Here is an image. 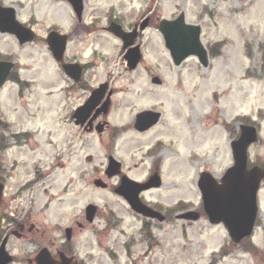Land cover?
<instances>
[{"label": "rangeland", "instance_id": "374dc122", "mask_svg": "<svg viewBox=\"0 0 264 264\" xmlns=\"http://www.w3.org/2000/svg\"><path fill=\"white\" fill-rule=\"evenodd\" d=\"M0 4L15 6L18 19L39 36L34 43L20 45L13 36L0 34V59L15 61L22 80L9 81L0 90V122L8 124L2 127L9 137V149L2 156L9 174V213L19 215L24 207L29 223L47 230L46 235L33 234L27 226V235L21 236L9 224L10 233H19L8 244L16 258L13 264H31L40 248L55 238L66 239L64 227L89 204L99 207V216L72 241L83 264H264V183L255 232L240 244L204 213L198 221L175 219L180 211L203 209L201 174L209 172L221 180L234 163L231 143L239 137L241 124L254 122L259 127V141L249 153L252 162L264 163V0H85L84 22L99 28L74 38L68 55L86 61L84 55L92 53L87 78L97 83L113 79L116 93L108 121L117 128L116 139L73 125L72 113L86 95L68 91L72 81L46 43L51 28L69 32L76 25L70 3ZM180 13L188 23L202 27L210 54L207 68L194 56L180 66L173 63L158 23ZM146 16L152 23L139 40L144 59L136 70H129L121 41L104 28L114 18L130 29ZM154 75L162 84L152 82ZM144 110L160 111L162 117L154 128L140 133L134 123ZM186 129L192 136L207 138L187 146L182 135ZM24 133L31 135L19 144L14 137ZM110 155L141 182L158 167L163 185L141 198L169 216L166 222L137 214L114 192L112 183L107 189L94 185L97 178L108 181ZM38 169L49 174L44 184L48 192L40 186L20 193V181L31 179Z\"/></svg>", "mask_w": 264, "mask_h": 264}, {"label": "water", "instance_id": "95a60500", "mask_svg": "<svg viewBox=\"0 0 264 264\" xmlns=\"http://www.w3.org/2000/svg\"><path fill=\"white\" fill-rule=\"evenodd\" d=\"M74 7L75 12L81 18L84 10V0H69ZM148 20H145L141 29H145ZM109 30L115 35L122 38L124 48L132 45L138 35L137 30L127 33L122 27L113 23ZM166 46L169 49L172 58L177 66L189 56H197L204 67L209 65V56L206 47L201 40V27L199 25L188 24L186 22L185 13H181L174 20H162L159 25ZM0 32L15 35L21 44L33 41L35 33L22 25L16 17V9L14 7L0 6ZM53 54L57 61H62L67 44V36L60 35L57 32H51L47 38ZM126 59L129 62L130 69L137 67L141 52L139 46L131 47ZM14 64L11 62H0V88L5 84L8 76L13 69ZM64 69L70 76L79 79L82 67L78 64H64ZM156 82H160L156 79ZM107 85L96 90L88 102L80 107L75 114L78 119L77 123H84L93 108L98 105L104 96ZM107 106V105H106ZM161 114L152 111H145L138 115L136 127L144 131L156 124ZM258 130L252 125H242L240 137L232 142V152L235 164L227 170L219 183L211 174L203 173L199 181V188L203 195L204 210L212 224L223 223L232 239L236 243H240L244 238L252 235L256 219L258 215L257 194L264 178V170L259 167H253L248 170V149L257 142ZM121 164L113 157L110 159V167L108 174L110 176L119 172ZM98 186H105L101 181H97ZM161 178L158 174L153 176L148 183L141 184L129 179L123 178L121 187L117 190L130 204V206L138 213L148 218H158L165 221L166 217L161 213L153 210L144 204L140 199V194L152 187L161 186ZM3 185L0 177V198L2 196ZM97 207L90 205L87 209L88 219L93 221ZM201 217L199 212L188 211L178 215L176 218L181 220L197 221ZM1 222V219H0ZM8 238L4 240L0 247V264H9L13 258L6 251ZM44 250L38 257L39 264H55L47 256ZM62 264H77L73 259H67L62 256Z\"/></svg>", "mask_w": 264, "mask_h": 264}, {"label": "flooded vegetation", "instance_id": "af4514ba", "mask_svg": "<svg viewBox=\"0 0 264 264\" xmlns=\"http://www.w3.org/2000/svg\"><path fill=\"white\" fill-rule=\"evenodd\" d=\"M149 20L151 23V18H149ZM116 22L122 23L121 21H117V20H116ZM137 24L138 23L134 24L133 28H135ZM79 25H84V23L82 22ZM84 35H86V36L88 35V33L85 29H81L80 32H77L76 29L69 31V37H70L71 41L77 37L82 38ZM142 35H143V33H140L139 37H142ZM80 60L81 59H79L76 54H74L73 56L71 55V57L68 58V61H72V62H79ZM82 63H83L84 70L88 71L89 68L91 67L92 59H90V61H85V62L82 61ZM87 77H88L87 73L83 74L81 80L78 83H72V88L76 87L78 92H84L85 93L86 96H85V99L83 101V103H84L85 100L88 98V95H90L92 91H94L96 88H98L102 83L108 82L110 84V86L107 90V95L110 92L109 93V95H110L109 110L106 113L104 111V108L102 107V105H100L94 110L89 121L84 126L76 125V122L74 119H73V125H75L76 128H80V129H84V130L90 129V130L98 133V135H100V136L107 135L108 138L115 139V137H117V136H114L115 132L113 130H117V128L111 127V124L108 121V115L110 113V108L112 107V101L111 100H112L114 94L116 93V89L113 86V79H105V80H102V81L97 83L96 79L91 80V79H88ZM104 122L106 123L105 127L99 133L97 131V129L99 126H101V123H104ZM0 158H1V155H0ZM255 164L264 168V165L260 164L259 161H256L253 164L251 163L250 167H252ZM0 171H1V175H2V181L5 184V187L7 189L8 188V177H9V175H8V171L6 170V167H5L2 159H0ZM158 172H159L158 167H156L153 173H158ZM126 174L127 173H122V175L114 176L110 179L107 178V176H106L107 180L109 181V182L107 181L108 187L112 183L111 187L114 190L116 188H118L121 185L123 175H126ZM48 181H49V174L48 173H41L40 170L38 169L36 174L31 179H25V180L20 181L19 189H20L21 193H24V192H27L29 190L35 191L40 186H44V192L47 193L48 192V188H47L48 185H44V184ZM85 210H86V208H85ZM85 210H84L83 214L79 215V217L74 221L73 224L64 227V233H65L66 239H64L63 237L62 238L60 237L59 239L55 238L51 242V244H48L49 246H47V247L49 248V250H50L55 261L59 260V253H64L65 255L69 256L70 258L71 257L77 258L78 264H83V261H81L78 258V256L76 255L77 250H76L75 246L72 244V241L78 233L86 231L90 225L95 223V222H91V223L88 222ZM157 210L160 211V209H157ZM160 212H162V211H160ZM0 216L4 217V223L2 225L0 242L4 236H7L10 234L9 228H8L9 224L12 225V228L16 227V229L21 232V234H19L16 231L17 234H19L21 236L27 235V234H25V233H28L26 231L27 226H29L28 231L30 233H33V234L43 233L44 235L47 234L46 228L43 229L40 224L32 223V222L29 223V221H30L29 219L31 217H29V214L27 213L26 208L22 207L20 214L17 216L16 215L14 216L13 213H9L8 199H7L6 194H4L3 198L0 200ZM98 216H99V210L97 211L96 219L98 218ZM11 233L14 234L15 231H11Z\"/></svg>", "mask_w": 264, "mask_h": 264}, {"label": "bare ground", "instance_id": "6f19581e", "mask_svg": "<svg viewBox=\"0 0 264 264\" xmlns=\"http://www.w3.org/2000/svg\"><path fill=\"white\" fill-rule=\"evenodd\" d=\"M174 99H176V98H174ZM182 135H183L184 143L187 146L193 145V144H198V143L202 144V143H204L205 139L207 138V136L198 135L197 133H195V135L192 136L189 132V129H186V132L183 130Z\"/></svg>", "mask_w": 264, "mask_h": 264}]
</instances>
